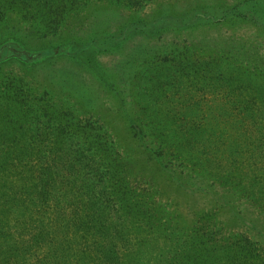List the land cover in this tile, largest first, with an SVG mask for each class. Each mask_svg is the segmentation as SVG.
Returning <instances> with one entry per match:
<instances>
[{"label":"rangeland","instance_id":"obj_1","mask_svg":"<svg viewBox=\"0 0 264 264\" xmlns=\"http://www.w3.org/2000/svg\"><path fill=\"white\" fill-rule=\"evenodd\" d=\"M8 45L0 264H264V0H0Z\"/></svg>","mask_w":264,"mask_h":264},{"label":"trees","instance_id":"obj_2","mask_svg":"<svg viewBox=\"0 0 264 264\" xmlns=\"http://www.w3.org/2000/svg\"><path fill=\"white\" fill-rule=\"evenodd\" d=\"M15 46L14 45H8V46H4L3 48H0V61H3L6 56H18V58H21V59H25L27 61V58L28 56L25 55V54H19L18 52H15L14 51ZM46 54H38L36 56H34V59H38V58H41V57H44Z\"/></svg>","mask_w":264,"mask_h":264}]
</instances>
